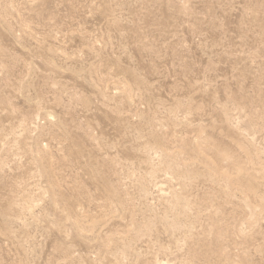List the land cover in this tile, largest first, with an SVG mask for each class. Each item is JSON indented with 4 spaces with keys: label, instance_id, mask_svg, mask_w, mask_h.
<instances>
[{
    "label": "rangeland",
    "instance_id": "374dc122",
    "mask_svg": "<svg viewBox=\"0 0 264 264\" xmlns=\"http://www.w3.org/2000/svg\"><path fill=\"white\" fill-rule=\"evenodd\" d=\"M0 264H264V0H0Z\"/></svg>",
    "mask_w": 264,
    "mask_h": 264
}]
</instances>
